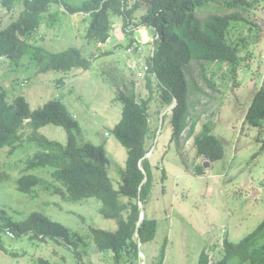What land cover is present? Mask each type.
<instances>
[{
  "label": "rangeland",
  "instance_id": "obj_1",
  "mask_svg": "<svg viewBox=\"0 0 264 264\" xmlns=\"http://www.w3.org/2000/svg\"><path fill=\"white\" fill-rule=\"evenodd\" d=\"M65 1L76 7L86 0ZM224 1H214L211 6L226 13ZM246 1L250 6L245 11L228 12L237 11L244 18L233 21L228 34V43L237 48L239 63L232 67L227 63L192 62L185 70L188 82H195L204 91L190 104L191 115L198 119L194 135L188 137L187 128L172 141V121H163L170 108L159 114V101L151 103L152 135L147 141L151 152L147 157L152 190L139 206L147 218L157 222V233L151 242L139 243L143 255H125L121 264H157L163 249L164 264H197L206 247L211 263H215L224 255L225 239L239 243L264 220V130L250 126L245 118L254 94L264 89V0ZM135 3L129 0V7ZM20 10L21 7L8 12L0 4V28L11 24ZM51 10L59 13L60 21L53 27L43 24L28 36L29 43L53 53L77 48L91 61L90 69L43 71L29 57L18 64L2 58L0 95L4 94L10 103L23 96L33 110L52 100L64 103L79 123L75 131L79 145L103 146L109 177L118 190L124 183L128 151L112 130L121 120L118 97L125 84H136L139 100L148 95L146 67L154 45L150 38L139 41L137 31L129 33L137 29L147 7L143 4L135 10L132 24L126 29L122 17L112 16L111 38L105 44L87 41L90 18L82 21V14H66L63 5L56 3ZM210 12V8L198 11V16L204 18ZM202 69L214 88L202 79ZM208 122L225 146V156L217 162L197 154L195 137ZM38 133L67 143L62 127L48 125ZM22 134L23 141L17 149L0 152L1 221L22 222L31 213L40 212L69 229L79 255L74 246L62 240L43 242L3 232L6 251L0 250V264H39L41 260L52 264H116L112 253L97 248L91 229L115 232L117 220L105 218L102 203L95 198H70L65 186L53 180L50 167L27 169L39 149L28 140L33 135L31 129L22 130ZM202 166L203 174L198 176L197 169ZM29 173L41 180L32 193L25 194L19 191L18 180Z\"/></svg>",
  "mask_w": 264,
  "mask_h": 264
},
{
  "label": "trees",
  "instance_id": "obj_2",
  "mask_svg": "<svg viewBox=\"0 0 264 264\" xmlns=\"http://www.w3.org/2000/svg\"><path fill=\"white\" fill-rule=\"evenodd\" d=\"M129 7V0H86L80 6H72L65 0H0L8 12L21 7L19 16L4 29L0 28V60L7 58L15 64L29 57L42 66L43 71L55 70L70 72L73 69L89 70L91 61L84 58L77 48L53 53L43 47L29 43L28 36L41 29L45 24L53 27L60 21L58 12H52L54 3L63 5L66 14H82V21L90 18L86 39L88 42L105 44L111 38L112 16L124 20V28L132 24L135 10L145 4L146 13L141 16L137 29L151 27L155 31L152 40L154 52L147 59L145 88L147 97L139 100L136 84L124 85L119 95L122 104L121 120L112 132L127 149L128 158L124 183L115 189L109 177V161L103 146L92 143L79 145L75 131L79 123L59 100L47 102L43 107L31 109L29 102L19 96L14 102L0 95V152L5 148L17 149L22 141V130L31 129L29 142L35 143L39 151L30 160L27 169L35 170L50 167L55 183L65 186L66 193L74 200L95 198L102 203V214L107 219L118 222L115 232L91 229L97 248L101 252L113 254L116 264H121L125 255L138 258L139 243L151 242L157 233V222L145 216L141 218L140 203H145L152 190L151 165L147 155L151 152L148 140L151 133L150 106L159 101L163 109L171 108L163 116L173 124L172 141L179 139L189 128L192 137L198 119L192 116L191 100L198 93H204L195 82H188L185 70L192 62L227 63L235 67L240 57L237 48L228 43V34L233 21L243 20L239 12L228 13L234 9L246 10L250 3L246 0H225L226 13L217 12L211 3L219 0H135ZM212 10L201 18L198 11ZM1 27V23H0ZM135 40L130 46H133ZM137 50V49H136ZM202 79L209 88L205 71ZM246 122L264 130V89L258 90L246 113ZM54 125L62 127L67 133V143L49 140L38 133L39 129ZM212 123L208 122L195 137L197 154L211 162L222 160L225 156L223 142L212 133ZM108 135L109 133L106 132ZM203 166L198 167V176L203 174ZM40 177L32 173L18 180V189L25 194L32 193L40 184ZM126 213V216L124 214ZM10 232L16 237L38 238L45 242L62 240L69 246L77 244L71 240L70 231L64 225L51 220L48 216L33 212L22 222L6 221L0 218V250L6 251L1 235ZM222 259L211 263L208 248H204L197 264H264V220L239 243L224 241ZM163 249L158 263L164 264ZM39 264H52L41 260Z\"/></svg>",
  "mask_w": 264,
  "mask_h": 264
},
{
  "label": "water",
  "instance_id": "obj_3",
  "mask_svg": "<svg viewBox=\"0 0 264 264\" xmlns=\"http://www.w3.org/2000/svg\"><path fill=\"white\" fill-rule=\"evenodd\" d=\"M136 35H137V38H138L139 41H142V38L143 39L150 38V40H153L155 38V31L151 27H147V28H145V29H143L141 31H137L136 32ZM175 105H176V102H175V104L171 108L173 109L175 107ZM171 108H170V110H171ZM144 218H145V215H144V212L142 210V212H141V218H140L139 223L143 222ZM139 254L140 255H143V253H142V251L140 249V245H139Z\"/></svg>",
  "mask_w": 264,
  "mask_h": 264
},
{
  "label": "built area",
  "instance_id": "obj_4",
  "mask_svg": "<svg viewBox=\"0 0 264 264\" xmlns=\"http://www.w3.org/2000/svg\"><path fill=\"white\" fill-rule=\"evenodd\" d=\"M146 69H147V67H146ZM105 135H107V136H108V134H107V133H106ZM8 235H10V236L14 237V235H13L12 233H10V232H8Z\"/></svg>",
  "mask_w": 264,
  "mask_h": 264
},
{
  "label": "clouds",
  "instance_id": "obj_5",
  "mask_svg": "<svg viewBox=\"0 0 264 264\" xmlns=\"http://www.w3.org/2000/svg\"><path fill=\"white\" fill-rule=\"evenodd\" d=\"M7 234H8V232H7Z\"/></svg>",
  "mask_w": 264,
  "mask_h": 264
}]
</instances>
